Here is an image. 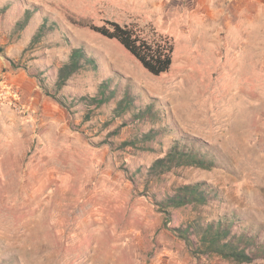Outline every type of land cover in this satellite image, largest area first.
Segmentation results:
<instances>
[{
    "label": "rangeland",
    "instance_id": "rangeland-1",
    "mask_svg": "<svg viewBox=\"0 0 264 264\" xmlns=\"http://www.w3.org/2000/svg\"><path fill=\"white\" fill-rule=\"evenodd\" d=\"M106 20L169 36V69L147 72L91 28ZM0 47V264H264L194 255L166 226L201 211L264 242V0H0ZM72 48L95 67L53 96ZM147 107L153 117L135 116ZM151 128L161 134L119 147ZM175 141L213 166L146 179ZM193 182L216 200L164 222L148 194Z\"/></svg>",
    "mask_w": 264,
    "mask_h": 264
},
{
    "label": "trees",
    "instance_id": "trees-1",
    "mask_svg": "<svg viewBox=\"0 0 264 264\" xmlns=\"http://www.w3.org/2000/svg\"><path fill=\"white\" fill-rule=\"evenodd\" d=\"M45 23L46 19L42 20L33 37L34 39L44 30ZM91 28L108 38L116 39L147 72L153 75L165 73L172 63L173 42L167 35L154 33L152 37H147L142 34L137 26L120 24L114 20H106L104 24L99 26L91 25ZM86 66L94 68L93 59L86 57L82 49L72 48L68 60L57 68L53 96L62 88L70 76ZM40 84L44 87L41 80ZM44 90L46 91L47 89ZM58 98L62 105H66L63 98ZM77 100L100 105L106 98L103 95L90 99L80 96L76 99H71L69 102L74 103ZM131 102L129 95H125L119 99L117 107L121 108L123 103L127 107ZM153 115V110L150 107L139 109L135 113V116L139 119L148 116L153 117ZM159 134H161L159 128H151L145 132L138 133L133 138L121 141L119 147H135L138 144H144L154 139ZM213 164L214 161L211 157L202 155L192 149H187L185 145L175 141L162 151L161 155L150 162L146 167L144 176L146 179L156 180L163 174L180 166L193 165L208 168L213 166ZM125 170L132 182L135 181L136 174L142 173L138 167L134 171ZM148 196L155 208L162 213L164 222H169L172 219L173 209L189 205H193L196 208L205 206L210 201L216 200L217 193L204 182H193L180 184L162 194L151 192ZM203 214V212L199 211L193 218L186 219L178 225L166 226L175 236L184 241L194 255L216 254L235 262H252L257 258L264 257V242H259L256 236H252L246 231L234 229L233 219H207Z\"/></svg>",
    "mask_w": 264,
    "mask_h": 264
}]
</instances>
